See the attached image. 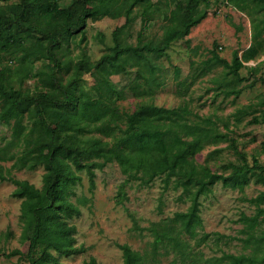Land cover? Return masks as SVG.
Masks as SVG:
<instances>
[{
	"label": "trees",
	"instance_id": "obj_1",
	"mask_svg": "<svg viewBox=\"0 0 264 264\" xmlns=\"http://www.w3.org/2000/svg\"><path fill=\"white\" fill-rule=\"evenodd\" d=\"M64 1L68 4L63 5ZM229 1L243 11L248 8L246 0ZM252 1L264 10V0ZM163 2L21 0L0 10V51L12 58L16 55L20 61L17 78L8 77L3 66L0 69V125L11 129V138L0 145V180L16 185L11 194L22 199V246L8 253L19 255L17 264H59L63 255L88 250L85 244L78 243L77 226L72 220L80 217L82 206L92 201L97 170L116 162L126 176L119 185L118 203L124 204L128 199L129 182L150 185L157 178L162 179L164 190H180L178 197L190 201L187 209L150 220L146 225L126 207L132 221L130 230L139 237H151L139 249L129 242L118 243L123 264H165L167 257L170 259L166 264H264V228L255 234L264 223V190L247 199L256 204V212L242 213L239 218L245 224L241 232L247 234L243 240L247 245L254 244L253 251L224 250L221 255L208 256L200 248L212 234L217 244L224 236L239 238L203 231L201 197L220 181L240 190L252 177L264 183V165L249 162L235 139L230 138L229 125L226 124L227 131H221L210 117L202 121L201 117L191 119L190 111L182 105L168 107L142 100L130 110L121 107L120 100L128 88L135 97L154 96L162 85L158 76L161 59L174 43H190L192 28L208 16L213 5L212 0H165L166 9L161 12L163 32L158 37L149 35V24L154 13L163 8ZM137 5L141 8L142 28L137 42L130 43L121 34ZM122 15L126 16L125 23L113 30L112 43L106 44L107 50L101 56L92 59L85 47L71 54V43L80 45L87 38L85 27L89 19ZM263 33L261 25L254 36L255 44L241 56L238 50L234 51L231 60L213 49V61L244 80L243 61L261 55L257 45L264 44ZM100 39L105 41L104 36ZM37 60L43 63L34 70ZM133 66L137 67L135 77L119 87L112 75ZM85 73L94 78L92 89L84 85ZM27 78L37 79L38 84L33 89L24 88ZM259 79L264 82V74ZM228 92L239 94L242 89ZM230 139L231 147L242 160L225 163L223 169L229 172H219L196 159L207 143ZM8 161L12 164L5 167ZM40 165L45 168L41 187L12 172L15 168L34 169ZM82 171L88 175L91 196L78 192V186L83 184ZM4 234L10 238L14 233L8 230ZM85 264L104 263L90 256Z\"/></svg>",
	"mask_w": 264,
	"mask_h": 264
},
{
	"label": "rangeland",
	"instance_id": "obj_2",
	"mask_svg": "<svg viewBox=\"0 0 264 264\" xmlns=\"http://www.w3.org/2000/svg\"><path fill=\"white\" fill-rule=\"evenodd\" d=\"M20 1L0 0V10L7 9L9 3ZM163 1V8L154 13V19L149 24V35L158 37L163 32L164 15L161 12L166 9L165 0ZM212 1L213 5L209 9L208 16L192 28L189 34L190 43L184 41L174 43L169 48L168 55L161 59L158 76L162 85L154 96L151 99L135 97L128 88L120 104L128 110L142 100L168 107L182 105L190 111L191 119L201 117L202 121V118L210 117L215 122L216 128L221 131H227L226 124H228L230 138L235 139L249 162L255 164L257 161L260 165H264V82L259 79L264 74V62L257 66L258 70H251V67L256 66L249 62L250 66L241 70V75L245 78L240 80L234 74L228 73L222 64L213 61L212 51L216 49L220 56L231 60L234 51L249 45L252 35L255 36L261 25L264 27V19H262L264 10L255 6L252 0L244 1L248 6L244 11L229 0ZM62 4L67 5L68 2L64 1ZM125 21V15L117 18L104 16L96 21L89 19L85 27L87 38L80 45L73 41L71 54L75 55L85 47L91 58L97 59L107 50L106 44L112 43L113 30ZM141 28V8L137 5L131 13L130 24L121 34L122 39L136 43ZM101 36H104V42L101 41ZM80 37L81 32L76 34V40L78 41ZM0 57V69L3 66L8 77L17 78L20 61L16 55L12 58L11 54L0 51ZM42 63L41 60L35 61L33 69H38ZM136 70V66L129 67L120 74L112 75V79L119 87L126 86L135 77ZM217 79L218 84L215 81ZM82 80L87 88L92 89L94 78L90 74H83ZM253 81L254 84H251ZM37 84V79L27 78L23 87L33 89ZM232 89H242V92L239 94L228 92ZM253 117L258 120H252ZM10 138L11 129L1 124L0 145L6 144ZM231 142L230 139L207 143L196 155V159L207 163L214 170L227 173L230 170L224 171L225 163L230 161L239 163L242 160L231 147ZM13 149L18 148L13 147ZM11 164L12 161L4 163L5 167ZM12 172L18 178L28 179L38 187L43 185L45 168L42 165L34 169L15 168ZM82 173L83 184L78 186V192L91 196L92 193L88 189V175L85 171ZM125 177L117 162L107 165L103 170H97V186L94 189L93 199L89 204L82 206L81 216L72 220L77 226L78 243L85 244L88 250L78 254L63 255L59 258V264H85L90 256H96L104 264H123V252L118 243L129 242L139 249L151 237L148 235L142 238L130 230L132 221L126 207L136 213L141 224L146 225L150 220L171 215L176 210H185L190 204V201L178 197L180 190L173 188L164 190L161 178H157L150 185H142L139 181L129 182L126 185L128 199L124 204L118 203L117 192ZM14 187L15 185L10 181L0 180V264H17L19 255L9 256L8 253L22 246V199L12 196ZM262 190L264 183L256 182L252 177L243 190L224 186L220 181L213 186L209 194L201 197L203 231L239 237L230 239L224 236L217 244L214 241L215 235L212 234L208 241L200 246L206 255H221L224 250L233 253L253 251L254 244L247 245L243 240L247 234L241 232L245 224L239 221V218L242 213L251 215L256 212V204L247 199L256 196ZM263 228L264 223L255 230V234L259 235ZM8 230L14 233L10 238L4 234ZM169 259L164 258V263L166 264L165 261ZM20 263L25 264V262Z\"/></svg>",
	"mask_w": 264,
	"mask_h": 264
},
{
	"label": "crops",
	"instance_id": "obj_3",
	"mask_svg": "<svg viewBox=\"0 0 264 264\" xmlns=\"http://www.w3.org/2000/svg\"><path fill=\"white\" fill-rule=\"evenodd\" d=\"M255 24H257V21H255ZM263 35H264V33H263ZM253 43L255 44V40H254V36L252 35L251 43H250L249 45H246V47H243L242 49L238 50L240 56L244 53V51H246L248 48H250V46H251ZM257 48H258V50L261 52V55L258 56L257 58H251V59H249L248 61H243V63H244V67L250 66V65H249V62H251V63H252L253 65H255L256 67L259 66V65H262V64H263L262 61L264 62V44L259 45V46L257 45ZM235 51H236V50H235ZM228 60H229V59H228ZM263 65H264V64H263ZM244 67H242L241 70H242ZM251 70H255V68H254V67H251ZM215 81H216V83L218 84V79L215 80ZM249 87H250V86H249ZM253 87H254V86H253ZM15 187H16V185H15ZM15 187H14V189H15ZM14 189H13V190H14Z\"/></svg>",
	"mask_w": 264,
	"mask_h": 264
}]
</instances>
